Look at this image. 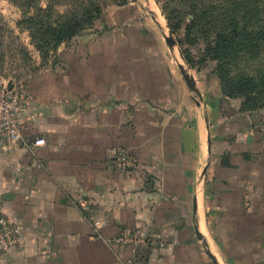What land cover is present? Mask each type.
<instances>
[{
  "label": "crops",
  "instance_id": "0c3cea01",
  "mask_svg": "<svg viewBox=\"0 0 264 264\" xmlns=\"http://www.w3.org/2000/svg\"><path fill=\"white\" fill-rule=\"evenodd\" d=\"M143 9H106L20 85L0 210L21 235L0 264H264V104L199 86Z\"/></svg>",
  "mask_w": 264,
  "mask_h": 264
},
{
  "label": "trees",
  "instance_id": "16d2710c",
  "mask_svg": "<svg viewBox=\"0 0 264 264\" xmlns=\"http://www.w3.org/2000/svg\"><path fill=\"white\" fill-rule=\"evenodd\" d=\"M262 3L264 0H182L181 11L178 13L179 8H176L174 16L161 6L169 31L176 37L191 67L197 65L184 47L185 41L177 38V31L186 23L185 37L192 40L196 27L206 30L201 61H217L215 71L222 93L227 97L241 98L242 109H253L264 104V71L256 75L239 71V77L235 79L227 65L238 54L252 52L254 47H258L256 42H264V9L259 8ZM103 5L102 0H87V4L81 6V17L77 12L69 11L68 7V14H59L53 19L51 13L40 15V11L45 12L46 9L39 7L27 17L29 22L26 20L35 47L43 54L52 47L70 41L79 31L91 27L100 18Z\"/></svg>",
  "mask_w": 264,
  "mask_h": 264
},
{
  "label": "rangeland",
  "instance_id": "374dc122",
  "mask_svg": "<svg viewBox=\"0 0 264 264\" xmlns=\"http://www.w3.org/2000/svg\"><path fill=\"white\" fill-rule=\"evenodd\" d=\"M96 1L99 2L100 0ZM131 1L139 3L140 6L144 7L142 11L148 14L146 7L150 3L151 7L155 8V11L161 17L164 16L161 6L174 16V10L179 8L182 2V0H102L104 5L98 19H101L106 9ZM86 4L87 0H0V83L26 85L41 68L54 67L60 64L61 55L58 50L61 44L52 47L49 52L43 54L35 47V40L31 35V28L27 20L29 15L35 13L39 7L46 9L45 12L40 11V15L44 16L46 13H51V19L59 14H68L71 10L80 15L81 6ZM68 7H70L69 11H66ZM259 8L264 9V3L260 4ZM180 11L181 8H179L178 13ZM188 18L189 16L186 17L187 20ZM98 19L94 21L91 27L79 31L77 35L92 28ZM160 19L163 22V19ZM186 19L185 21H187ZM185 26L186 23H183L176 36L185 41L184 47L192 55L194 64L197 65L191 69L198 80L199 86L203 87L204 80L210 86L213 77L215 76L218 81L219 77L215 71L217 61H201L207 32L205 29L200 30L202 27H196L192 40L187 39L185 37ZM156 31L160 33L158 29ZM187 40L190 42L187 43ZM256 44L258 47H254L253 50L256 51L255 54H252L253 51H244L227 65L231 75L236 77L235 79L239 77V71L251 75L264 71V42L258 41Z\"/></svg>",
  "mask_w": 264,
  "mask_h": 264
},
{
  "label": "built area",
  "instance_id": "2783aa9c",
  "mask_svg": "<svg viewBox=\"0 0 264 264\" xmlns=\"http://www.w3.org/2000/svg\"><path fill=\"white\" fill-rule=\"evenodd\" d=\"M26 108L25 89L22 86L0 83V143L11 144L22 139L19 115ZM42 143L44 139L38 138L30 145ZM20 235L19 226L0 210V252L14 247L20 241Z\"/></svg>",
  "mask_w": 264,
  "mask_h": 264
},
{
  "label": "water",
  "instance_id": "95a60500",
  "mask_svg": "<svg viewBox=\"0 0 264 264\" xmlns=\"http://www.w3.org/2000/svg\"><path fill=\"white\" fill-rule=\"evenodd\" d=\"M190 87H191V89L197 94V96L200 95L198 89L194 86V83H193V82L190 83ZM204 243H205V242H204ZM207 252H208L209 256L211 257L213 263H214V264H217L216 259H215V257L212 255V253H211L208 249H207Z\"/></svg>",
  "mask_w": 264,
  "mask_h": 264
}]
</instances>
